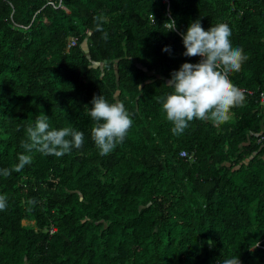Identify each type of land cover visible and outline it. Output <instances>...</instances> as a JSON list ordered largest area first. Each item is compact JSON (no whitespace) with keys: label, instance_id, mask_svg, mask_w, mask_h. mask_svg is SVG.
Here are the masks:
<instances>
[{"label":"trees","instance_id":"trees-1","mask_svg":"<svg viewBox=\"0 0 264 264\" xmlns=\"http://www.w3.org/2000/svg\"><path fill=\"white\" fill-rule=\"evenodd\" d=\"M58 1L0 0V264H264V0Z\"/></svg>","mask_w":264,"mask_h":264},{"label":"built area","instance_id":"built-area-1","mask_svg":"<svg viewBox=\"0 0 264 264\" xmlns=\"http://www.w3.org/2000/svg\"><path fill=\"white\" fill-rule=\"evenodd\" d=\"M48 4H50L51 6H53L55 8H57V7H60L61 8L62 7L60 0L57 2V4H53L52 2H49ZM166 27L171 28V24H168L167 23L166 24ZM74 45H76V37L75 36H73V37H71L69 39V46H74ZM247 93L251 95L252 94V91L249 90V91H247ZM257 99H258V102L264 107V91H259L257 93ZM259 140H264V131H263L262 135L260 136ZM179 155L181 157H183V158L184 157H187V152L184 151V150H182V151H180ZM188 157L190 158L191 156L188 155Z\"/></svg>","mask_w":264,"mask_h":264},{"label":"rangeland","instance_id":"rangeland-1","mask_svg":"<svg viewBox=\"0 0 264 264\" xmlns=\"http://www.w3.org/2000/svg\"><path fill=\"white\" fill-rule=\"evenodd\" d=\"M22 223H23V224H33V221H26V220H23Z\"/></svg>","mask_w":264,"mask_h":264}]
</instances>
